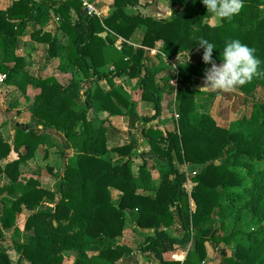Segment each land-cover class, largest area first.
<instances>
[{"label": "trees", "instance_id": "16d2710c", "mask_svg": "<svg viewBox=\"0 0 264 264\" xmlns=\"http://www.w3.org/2000/svg\"><path fill=\"white\" fill-rule=\"evenodd\" d=\"M143 1L114 0L108 18L90 15L83 0H19L6 11L0 9V75L14 79L21 73L19 88L24 91L36 84L16 56L17 37L31 22L48 24L53 13L62 21L61 29L68 38L66 46L57 36L42 31L34 34L35 40L50 43V59L67 52L85 81L102 87L91 100L95 111L128 117L127 143L111 148L108 128L96 131L88 120L81 82L74 80L63 86L49 77L36 85L40 94L35 98L34 117L73 139L70 148L76 157L70 159L62 175L56 176L54 191L44 189L35 177L24 178L25 184H19L20 167L27 164L39 146L53 144L52 136L40 128L17 131L16 145L27 153L8 166L7 174L16 183L14 188H0V195L19 194L9 209L0 200V264H13L4 242L6 231L15 229L16 214L22 213L23 206L32 215L26 223L29 237L27 244L19 248L23 259L18 264H67L66 254L75 257L73 264H123L122 260L134 253L118 242L128 220L136 229L154 231L138 232L142 237L138 252L149 259V264H208L204 231L216 211L226 221L239 213L235 204L250 196L252 201L245 206L253 207L264 220V98L255 96L258 90L264 94L262 0H244L238 14L219 18L218 24L212 23L217 17L207 12L201 0H168L173 14L165 20L128 13ZM139 35V46L178 61L176 88L169 83L159 87L156 71L127 57L116 46L115 39L131 42ZM201 39L216 46L213 58L218 64L226 42L237 39L254 48L262 61L258 69L262 74L237 88L253 106L250 118L237 128L220 127L212 116H199L196 111L195 87L211 67L202 60L204 49L197 44ZM123 77L139 80L141 100L153 105V115L138 114V104L123 86ZM169 88L173 91L168 92ZM167 93L175 96L174 131L160 123ZM245 127L251 134L243 130ZM135 133L141 134L153 153L169 164L158 186L145 165L139 168L138 177L133 172L132 160L128 158L140 147ZM10 152L11 147L0 135V160ZM178 165L203 167L191 179L192 193L186 189L189 176ZM246 181L251 185L245 186ZM111 189L121 193L118 204L113 202ZM53 205V212L40 211L43 206ZM175 226H180L178 232L182 236L170 232ZM221 229L226 235L210 241L225 246L223 264H264V229L248 233L233 222H223ZM192 240L195 246L191 259H165L166 254ZM93 246L98 248L97 254H90ZM230 247L232 257L227 254Z\"/></svg>", "mask_w": 264, "mask_h": 264}, {"label": "rangeland", "instance_id": "374dc122", "mask_svg": "<svg viewBox=\"0 0 264 264\" xmlns=\"http://www.w3.org/2000/svg\"><path fill=\"white\" fill-rule=\"evenodd\" d=\"M147 3V6H153L155 11L152 16L156 19L165 20L169 16L170 12L163 13L159 16V9L163 6L169 4L168 0H161L156 3V0H145L144 3ZM262 9L264 11V0H262ZM104 4V7L110 10V3H100ZM155 5V6H154ZM169 6H171L169 4ZM99 14L101 9H98ZM132 11V10H130ZM171 11H173L171 7ZM134 13H138L137 8ZM112 13V12H111ZM140 13V12H139ZM111 15V14H110ZM100 16H103L100 14ZM101 18V17H100ZM60 22L54 18L53 23ZM213 24L219 23V18H215L212 22ZM61 26V23L56 25ZM39 31H31V29L25 30L23 35L18 36L17 40L20 42L21 55L24 60L31 62V68L29 71L32 73V77L36 84L31 87L34 94H37L33 97L32 95L27 96V89L24 91L19 88L20 76L11 79L6 78L1 81L0 79V135L4 142L11 147L10 154L0 160V188H14L16 183L11 179L8 173V166L15 161L19 160L24 156L27 151L24 147L18 148L16 145V134L18 130L29 131L34 128H40L52 136L53 145H41L31 157L27 164L21 166L18 170L19 175V184H25L24 178H37L41 181V185L44 189L54 191V185L56 183V176L62 175L67 163L70 159L75 158L76 154L73 149L70 148V143L73 139L65 137L61 132L55 131L53 128L46 126L45 124L39 122L33 115V106L35 103V98L40 93V88L38 85L45 77L53 76L57 79L63 86H68L75 79L80 80L83 84L82 98L86 110L88 111V120L91 121L94 125L96 131H99L101 128H108L110 139V147H115L123 145L128 141V117L124 116H108L105 114H99L93 109L92 106V97L95 92L102 91V87H98L93 84H88L83 75L80 74L78 68L70 60L68 53L63 51L59 53L56 58H49V49L48 46H44L45 49L35 47V44L40 43L35 40L34 34ZM45 34V33H43ZM48 34V33H46ZM65 34V33H64ZM103 36H106L105 34ZM42 37V36H38ZM113 38V35H112ZM66 34L63 37V45L66 46L67 40ZM115 39L116 46L123 51V53L137 62H144L149 66L152 71H156L157 84L159 87L164 86L166 83H169L170 87H177V76L179 72L178 61L167 60L159 51L155 52L141 49L139 47L133 46L130 43L122 40ZM114 41V38H113ZM48 44V43H41ZM139 45V44H138ZM23 63V62H22ZM14 67V66H13ZM5 75H0V78H3ZM123 86L130 91L131 100L137 102V112L139 115H153V105H149L147 102L141 100V90L139 89V80L131 79L128 77L122 78ZM204 80L200 81L199 85L195 87V90L198 92L196 97V111L199 116L203 113L212 116L217 124L220 127L227 129H234L243 122H246L252 113V103L246 100L245 94L239 90L235 89L230 92H223L219 90H213L210 88L204 87ZM29 89V88H28ZM168 92H172V89H168ZM172 90V91H171ZM255 96L264 98V94L261 90L256 91ZM164 110L160 118V123L170 131L175 130V121L176 116V106H175V96L167 93L164 96ZM127 111V110H126ZM116 126V127H115ZM241 127V126H240ZM243 130H246L248 134H251L249 128L245 127ZM135 135L140 140V147L138 152L128 159L132 160L133 172L136 177H138V170L141 166H146L152 174L155 175L156 185L158 186L162 180L163 174L169 170V164L165 159H158V156L155 155L148 145L145 138L139 134ZM83 135L79 138L81 139ZM141 151V152H140ZM156 156V157H154ZM116 159L117 156L114 155ZM224 160H219L217 163H222ZM179 169L187 173L189 176V182L186 185V189L189 193H192L193 183L191 181L196 172H200L203 167L201 166H183L178 165ZM245 186H250L251 182H244ZM243 193V190H239ZM111 195L113 202L118 204L120 201L121 193L115 190H111ZM19 198V194H12L9 192H4L0 195V200L5 206L6 209L12 207V203ZM252 197H245L244 200L240 203L235 204V209H238L239 213H235L230 219L224 221L218 215V211L213 215L211 223L208 227L205 228L204 238L207 240L206 243V252L209 255L208 264H223L222 250L225 249L223 244L215 245L212 244L210 239L212 237L224 236L226 235L221 226L223 222L230 224L231 222L238 224V226L243 229L245 232H261L264 229V220L262 217L259 218L255 214L253 207H246V202H251ZM192 209L195 210V205L192 202ZM55 210V205L53 206H43L40 208V211L44 212H53ZM1 215V209H0ZM32 213L23 206L22 213L16 214V226L15 229L7 230V242H4V248L7 251V254L13 264H18L22 257V253L19 248L28 242L29 234L25 233V227L28 219ZM180 226H175L170 232L176 236H182L178 232ZM138 232L142 233H154L153 230H142L133 223L132 220H128L124 236L118 240L120 244L125 245L131 248L134 253L122 260L123 264H149V259L138 252V246L142 242V237ZM195 246V241L192 240L190 244L179 248L172 254L165 256L167 259L177 260V261H186L191 259ZM98 248L91 247L90 254H97ZM228 257H232V248L227 249ZM74 256L72 254H66V263L73 264ZM130 260L128 262L127 260Z\"/></svg>", "mask_w": 264, "mask_h": 264}, {"label": "clouds", "instance_id": "9594fccd", "mask_svg": "<svg viewBox=\"0 0 264 264\" xmlns=\"http://www.w3.org/2000/svg\"><path fill=\"white\" fill-rule=\"evenodd\" d=\"M207 12L223 19L238 14L244 7V0H201ZM204 49L202 60L211 67L206 69L204 87L223 92H230L250 82L254 76L261 75L259 66L262 61L256 56V50L240 40L226 42L220 53V63L213 58L216 46L206 39L198 43Z\"/></svg>", "mask_w": 264, "mask_h": 264}, {"label": "crops", "instance_id": "0c3cea01", "mask_svg": "<svg viewBox=\"0 0 264 264\" xmlns=\"http://www.w3.org/2000/svg\"><path fill=\"white\" fill-rule=\"evenodd\" d=\"M14 1H19V0H0V9L2 10V11H6V10H8V8L12 5V3H14ZM85 3H89V4H91V5H93L95 8H96V10L97 11H99L98 9L100 8L101 9V11H100V14L101 15H103V16H100V14H99V16L101 17V18H108L109 16H110V14H111V12L113 11V9H114V6H115V3H114V0H92V1H89V0H83ZM104 1L106 2V3H110V4H108V5H111V7H110V10L108 9V8H106V7H104V4H100V3H104ZM159 1H161V0H156V3H158V5H159ZM147 3L148 2H146V3H142V5L140 6V7H138L137 8V10L141 13V14H143V15H153L154 14V12L153 11H155V8L153 7V6H147ZM155 6V5H154ZM162 8H164V9H159V16L160 15H162L163 13L165 14V13H167L168 11L170 12V14H169V16H167V17H165V18H168V17H170V16H172V14H173V11H171V6H169V4L167 3V5L166 6H163ZM135 9L136 8H131V9H129L128 10V13H133V10L135 11ZM130 10H132V11H130ZM99 13V12H98ZM54 18H56L55 16H54V14L52 13V16H51V21L48 23V24H45V26L43 25H39L38 23H36V22H31V23H29L28 24V27H27V29H31V31H42L43 33H49V34H51L54 38L57 36L59 39H60V42H61V44H63V42H62V40H63V37H64V31L61 29V26H56V25H58V24H60L61 23V25H62V21L61 20H59V19H56V20H59L60 22L58 23V21L56 22V24L55 23H53V21H54ZM160 20H163V19H160ZM26 29V30H27ZM25 32V31H24ZM23 35V34H22ZM140 35L139 36H137L135 39H134V41L132 42V43H130L131 45H133V46H136V47H139V48H141V49H144V48H142L141 46H139L138 44H139V41H140ZM68 40V39H67ZM122 40H120V42H121ZM44 46H48V49H49V58H51L50 57V43L49 44H41V43H37V44H35V47H37V48H42L43 50L45 49V47ZM21 49H20V42L18 41V44H17V48H16V56L17 57H19L20 59H21V62H23V64H25V67H26V70L25 71H30V68H31V62H28L27 60H24L25 59V57L24 56H22L21 55ZM152 52H155V51H152ZM61 53V52H60ZM23 57H24V59H23ZM12 66H15V63H12L11 64ZM24 70H23V72H25ZM81 74V73H80ZM32 75V73H30V76ZM82 75V74H81ZM49 77H53V76H48V77H45V78H49ZM75 81H78V82H81L80 80H77V79H75ZM158 86H159V84H158ZM31 87H33L32 85H29L28 87H27V96L28 95H32L33 97L37 94V92H36V94H34V92L31 90L32 88ZM29 88V89H28ZM129 93H130V91L128 90V89H126ZM40 94V93H39ZM165 96V95H164ZM149 105H152V104H150V103H148ZM163 105H164V103H163ZM163 108H164V106H163ZM164 110V109H163ZM99 114H105V115H107L106 113H99ZM163 125V124H162ZM116 127V126H115ZM136 136V135H135ZM137 137V136H136ZM138 138V137H137ZM138 140H139V138H138ZM139 142H140V140H139ZM141 152V151H140ZM154 157H156V156H154ZM158 159H161L162 160V158H160L159 156H158ZM153 173V172H152ZM153 175V178H154V182H155V185H156V179H155V175L154 174H152ZM157 186V185H156ZM111 190H114V189H111ZM115 191H117V190H115ZM119 192V191H118ZM170 254H172V253H170ZM167 255H169V254H166L165 256H167ZM165 259H167L166 257H165ZM130 260H132V259H129V260H127L128 262H130ZM167 260H171V259H167Z\"/></svg>", "mask_w": 264, "mask_h": 264}, {"label": "built area", "instance_id": "2783aa9c", "mask_svg": "<svg viewBox=\"0 0 264 264\" xmlns=\"http://www.w3.org/2000/svg\"><path fill=\"white\" fill-rule=\"evenodd\" d=\"M84 6L88 9L90 15H96V16L100 17L98 11L96 10V8L93 5H91L89 3H84ZM0 79H1V81H3V79H6V76H4L3 78H0Z\"/></svg>", "mask_w": 264, "mask_h": 264}, {"label": "water", "instance_id": "95a60500", "mask_svg": "<svg viewBox=\"0 0 264 264\" xmlns=\"http://www.w3.org/2000/svg\"><path fill=\"white\" fill-rule=\"evenodd\" d=\"M14 3H12V5H13Z\"/></svg>", "mask_w": 264, "mask_h": 264}]
</instances>
